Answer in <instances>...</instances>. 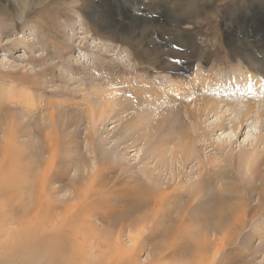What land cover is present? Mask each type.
<instances>
[{"label":"rangeland","instance_id":"1","mask_svg":"<svg viewBox=\"0 0 264 264\" xmlns=\"http://www.w3.org/2000/svg\"><path fill=\"white\" fill-rule=\"evenodd\" d=\"M0 8L1 264H55L52 257L56 264H104L106 257L105 264H172L160 252L177 229L187 249L177 262L186 263L205 242L212 251L223 248L217 262L204 264H264V116L259 120L256 109L234 130L236 114L229 111L224 130L209 135L227 103L204 112L199 127L178 107L182 91L172 92L194 84L197 71L217 73L222 66L231 74L239 60L248 62L242 44L264 58V0H0ZM106 17L109 25L102 24ZM259 65L261 76L264 62ZM216 94L231 102L246 97ZM103 106L104 120L88 112ZM163 115L168 119L159 129ZM180 132L192 135L191 158L181 152L187 141ZM246 154L258 159L255 175L241 160ZM49 167L48 202L39 186ZM214 174L226 177L225 198H218L221 183L210 181ZM156 181L182 195L161 208V223L152 222L158 205L147 207L144 191ZM201 185L205 192L194 195ZM240 194L247 211L234 226L229 209L240 204ZM39 196L41 225L35 220L40 199L33 205ZM191 198L192 220L179 226L173 220ZM52 215L74 221L72 232H60L63 245L54 244L59 224ZM20 227L23 236L14 238ZM116 240L134 248L133 261L114 254ZM78 244L76 254L68 251Z\"/></svg>","mask_w":264,"mask_h":264},{"label":"bare ground","instance_id":"2","mask_svg":"<svg viewBox=\"0 0 264 264\" xmlns=\"http://www.w3.org/2000/svg\"><path fill=\"white\" fill-rule=\"evenodd\" d=\"M105 10H108L109 11L108 12L109 15H111L110 8H105L104 11ZM189 12H191V11H189ZM0 16H2V15L0 14ZM134 20H135V18H134ZM109 21H110V18L109 17L107 19H103L102 20V24H105V23L107 24L108 23V25H109L110 24ZM261 27H263V26H261ZM244 37H246V36H244ZM235 38L236 39H234L233 41L235 42V44H238L237 43L238 40L240 41V38H242V37L240 35H237ZM243 43H244V41H243ZM242 45L243 46H242V48L240 50H242V52L243 51L245 52L244 55L246 56V59L248 60V62H243V61L239 60V62L237 64V67H232V69H231L232 72H231V74H228L229 76L227 75L228 71H225L222 66H220V71H217V73H215L212 70H210V71H207V72L205 71V75H202L204 73L202 71L203 73L201 72L200 73L201 76H199V75H197L199 71H197L196 74H194V76L196 75V77H197L196 80H195V82H194V84L197 85V86H194V84L188 86L185 83L184 84L183 83L182 84L180 83V85H176V87L172 89V92L173 91L174 92H178V91L181 90L182 91V95H185L183 102L182 101H179V103H178L179 106L178 107L179 108H181V107L184 108L185 107L186 113H187V115H189V119L194 123L195 126H199V127L201 126V119H202V116H203V113L204 112H208V114H210L211 112L217 113V110H218L219 107L221 108L222 103H227V106H228L229 110H226L225 112H223V117L222 118L221 117L219 119L217 118L215 121H213V123H211V126L209 125L208 128L211 129V131L210 130L208 131V134L209 135L212 132H215V130H217V129L224 130L223 128H224V123H225V120H226L225 113H228L229 111H231V113H235L236 114L235 116H236L237 122H232L233 123L232 126H233L234 130L239 129L240 127H243V125H246L245 123H248V121L251 119V116L253 115V113L255 112L256 109L259 110V118L258 117L257 118L259 120H263L261 117L264 116V88H262V86L264 87V75H261V76L259 74L257 75L256 72H258V73L260 72L261 67L259 68V66H260L259 65V62H264V58L262 60H259L258 58L255 57V56H257V54H253V53L250 54L249 53V50L246 47V44H242ZM263 72H264V69H263ZM232 75H234L236 77L235 81H232ZM196 90L201 91L200 94H199V92H196ZM233 90L236 91L237 93L246 94V97H248V98L249 97H254L255 95H259L258 97L260 99L257 98V100H252V99H255V98L248 99L246 97H243L244 96L243 95L242 98H245V99L240 100V102H238L236 100L234 102H231V100H229V99L225 101V100H220L219 98L217 99L216 97H214L216 93L218 94V97H219V94H221L222 92H223L224 95L226 93H228V92H230V94H228V95H232ZM206 91H212V92H214L213 93L214 96H211L210 97V95L208 93L205 94ZM25 96H26V94H25ZM188 101H191L193 103V105H191V104L189 105V103H187ZM191 106L193 107V109H191ZM106 107L107 106H103V107L97 108L95 111H93L95 108L94 109H90L89 108V111L88 112H90V115L91 114L100 115V118L99 119L100 120H104V119H106V116L105 115L107 114ZM222 109H223V107H222ZM177 112H180V111H177ZM231 113H230V115H231ZM167 119H168V117L165 116V115H163L159 119V121L158 120L156 121L157 127L159 128L162 123H164V122L167 121ZM182 133H183V138L181 139V142L187 141V145L180 147L182 149L181 152L183 153L184 158H191L192 157V153L195 152L194 144H193V139H190V138H192V135L191 134H186L188 132H186V133L185 132H180V137H181ZM11 136H12V134L8 132V134L6 135V137H7L6 140H8ZM260 139L262 140V136L260 137ZM11 148L12 147H8L6 149V153H5L6 156L9 154V151L8 150L9 149L11 150ZM23 153H24L23 151H21V152L19 151V153H17V157H22V154ZM249 157H250V155H247V154L246 155H242L241 156V160L243 162H246L249 165L250 171L253 173V175H255L256 174L257 166L255 168L253 166H254V164H256V162L258 161V159H256L255 157H254L255 159L254 158H251V157L249 158ZM16 168L18 169L19 167H16ZM16 168H13V169L17 170ZM50 171H51V167H49V169L45 170V172H44L45 174L42 175L41 181H40V186H39L40 187V193L43 195L42 197L45 198L47 201L49 200L48 199V196L47 195H44V194H47L46 193V186H47V183H48V176L47 175L50 174ZM223 174H220V175L218 174L219 175V176H217L218 178L216 177L215 174L214 175H210L211 176L210 177V181L211 182L214 181V180H218L219 183H221V189H219V190H221L222 192L219 191L220 192V195H218V198H225V195H224L223 192H226V191L228 192L229 191L228 188L225 186V181H226L225 178L226 177ZM53 176L54 177H57L56 175H53ZM213 176H215V178ZM160 184L161 183H159V182L156 181V182H154V186L151 185L150 187L146 188V190L144 189V191H146L145 192L146 195L148 197H150V199L146 201L147 207H150L151 205H158L155 209H153V210H155L154 211L155 214L151 217L152 222H156L159 219L157 221V223H161V219H162V217L164 215L163 210L161 208H163L165 205L168 206L169 205V202H172L174 196H175L174 197V200H178L179 197L182 196L179 193H177V194L171 193L170 192V190H171L170 187H168V188L165 189ZM202 184H203V182H202ZM205 184H206V182L203 185L205 186ZM24 185L26 186V188H28V186H29V184H27L25 181H24ZM203 185H201L200 190L198 188L197 193H195L194 195H200L202 192H205V188H204ZM14 189H18V187L14 188ZM173 194H174V196H171ZM24 195L25 194H22V196H24ZM42 197L39 196V198H37V200L33 203V205L38 204L39 199H40V205H39V207H38V209L36 211V216H35L36 217L35 220H37V222H38L39 225H41V222L39 220L41 219V217L43 218V212H42V216L40 215L41 214V211L43 209L42 208V202H43V198ZM196 198H193V199L191 198L192 201L178 211V214L179 215H177L178 217L176 216L177 218H174V220H173L174 223H176V224L178 223L179 226H183L187 220H190V219L192 220V213H193V211H195L194 207L196 208V206H197V204H194V201L196 200ZM215 199H217L216 196H215ZM237 199L240 200L239 201L240 204L239 205L237 204V205H234V206H230V209H229V216H230V214H233V216H234V218H232L234 220V222H233L234 226H238L240 224V222H242V220H243V214L247 211V203L245 201V196H243V195L240 194ZM27 207H29V206H27ZM176 210H177V208L174 211H176ZM236 211H238L239 214H237L235 216ZM47 214H49V213H47ZM219 216H221V215H219ZM57 218H58L57 215H52V219L51 220H52V222H57L59 224V225H57V226L54 227L55 230H54V233H53V235L55 236L54 237L55 238V243L54 244L56 246H59L60 244L63 245V242L59 244V241H60V232H64V230H66L67 232H69V231L72 232V228L70 227L71 225L69 226L68 223L70 221H72L74 223V221L71 220V219H69V218H67V217L64 218L63 215H60L59 220H57ZM105 219L107 220V218H105ZM51 220H50V222H51ZM174 226L176 228V225L175 224H174ZM44 227H42V228H44ZM215 227L216 226H214V229L217 230L216 232H218V233H222L223 232V231L220 230L221 225H218L217 228H215ZM35 228H37V227L35 226ZM41 230H43V229H41ZM178 230L179 229H177V230L174 231V234L172 235V237L169 236L170 234L168 232H166L168 234L169 238L172 239V240H170L172 242H170V243H167L166 242L164 244L161 252H160L161 254H163L162 256L164 258H168L169 257V258L175 260L174 262H172V264H180V263H182L181 262L182 260L181 261L178 260V262H177L176 261L177 260L176 258H178V256H181V257L185 256L184 255V252L187 251V249L183 248L184 247V243L178 241V239H180V241H182L183 239H185L183 237L184 234H179V232H177ZM43 233H45V232H43ZM172 233H173V231H172ZM13 234L16 235V237H14V238H17L18 235L23 236V230H22V228L20 227L18 229V231L16 233H13ZM207 235H209V232H207L206 236ZM48 236L49 235H47V238H48ZM11 237H13V236L11 235ZM34 237H33V239H35ZM63 237H65V236H63ZM49 238H50V236H49ZM49 238L47 239L48 241H50V239H51V238L50 239ZM18 239H20V238H18ZM51 240H53V239H51ZM63 240L65 241V239H63ZM72 240L75 241V242L77 241L76 238H72ZM31 243H33V242H31ZM112 243H113V241H112ZM54 244H52V245H54ZM64 244H65V242H64ZM104 244H105V242H104ZM113 244H114V247H115V249L113 251L114 254H116L117 256H120V254L122 253L130 261H133L134 260V253H135L134 252V248H130L129 250H127L126 247H120L119 246L120 243H118V240H116L115 243H113ZM197 244H199V243H197ZM209 245L208 244L205 245V242H204L203 245H202L203 246V249L202 250H201V247H199L197 245L198 246L197 247L198 250L196 252H193L194 254H191L190 256H186L188 259L183 258V259H186L187 261L185 260L186 263H182V264H204L209 259L214 260L213 262H217V259L216 258L220 255L223 247H217L216 248L214 246V251H212L211 248L208 247ZM67 247L69 248V246H67ZM59 248L55 251V253H59V250H60ZM78 248H79V244H78V246L77 245H72V247L69 248L68 251L71 249L72 253L73 254H76L78 252V250H79ZM99 248L102 249V246L101 245L96 246V249H94V251H96V252H97V250L99 251ZM189 249H192V248H189ZM105 250H104V252H105ZM100 254H102V253H100ZM97 259H99V258H97ZM106 259H107V257H106ZM106 259H105V261H106ZM53 260L55 261V264H56V257H52V261ZM91 261L92 260H90V262ZM95 261H96V258H95V260H93V262H95ZM98 261H101V260H98ZM102 261H104V260H102ZM105 261H104V264H105ZM107 261H109V260H107ZM96 263H98V262H95L94 264H96ZM88 264H89V262H88ZM98 264H100V263H98Z\"/></svg>","mask_w":264,"mask_h":264}]
</instances>
